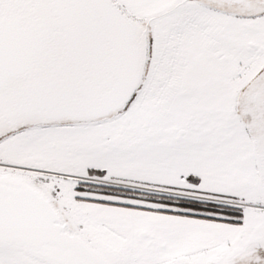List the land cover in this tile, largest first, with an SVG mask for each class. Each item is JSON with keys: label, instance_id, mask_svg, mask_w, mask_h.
I'll list each match as a JSON object with an SVG mask.
<instances>
[{"label": "snow or ice", "instance_id": "obj_1", "mask_svg": "<svg viewBox=\"0 0 264 264\" xmlns=\"http://www.w3.org/2000/svg\"><path fill=\"white\" fill-rule=\"evenodd\" d=\"M0 264H264V0H0Z\"/></svg>", "mask_w": 264, "mask_h": 264}]
</instances>
